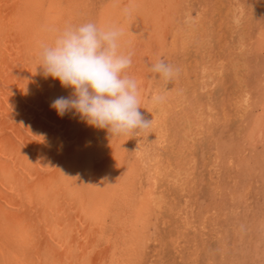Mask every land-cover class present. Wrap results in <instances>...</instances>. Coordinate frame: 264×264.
Wrapping results in <instances>:
<instances>
[{
	"label": "rangeland",
	"instance_id": "rangeland-1",
	"mask_svg": "<svg viewBox=\"0 0 264 264\" xmlns=\"http://www.w3.org/2000/svg\"><path fill=\"white\" fill-rule=\"evenodd\" d=\"M39 2L48 15L67 5ZM91 2L110 27L124 13L122 0ZM176 12L160 59L179 71L152 78L140 110L152 124L131 135L120 182L138 193L135 231L150 213L138 264H264V0H182Z\"/></svg>",
	"mask_w": 264,
	"mask_h": 264
},
{
	"label": "bare ground",
	"instance_id": "bare-ground-1",
	"mask_svg": "<svg viewBox=\"0 0 264 264\" xmlns=\"http://www.w3.org/2000/svg\"><path fill=\"white\" fill-rule=\"evenodd\" d=\"M69 1L48 15L39 0H0V264H138L147 245L150 213L140 218L144 234L135 231L138 193L120 183L131 135L112 138L50 107L73 89L44 75L41 46L69 24L110 27L92 17L91 0ZM181 1L122 0L112 18L120 51L132 53L141 109ZM263 134L264 121L254 137Z\"/></svg>",
	"mask_w": 264,
	"mask_h": 264
},
{
	"label": "clouds",
	"instance_id": "clouds-1",
	"mask_svg": "<svg viewBox=\"0 0 264 264\" xmlns=\"http://www.w3.org/2000/svg\"><path fill=\"white\" fill-rule=\"evenodd\" d=\"M128 11L127 9L125 10ZM122 31L116 26L101 28L94 22L66 25L51 44H43L39 66L44 75L72 88L68 97H58L50 107L59 116L74 110L88 125L106 129L113 137L136 135L149 128L152 120L141 113L138 84L127 70L132 53L120 51ZM150 71L170 82L178 69L163 59ZM163 97H153L159 103Z\"/></svg>",
	"mask_w": 264,
	"mask_h": 264
}]
</instances>
